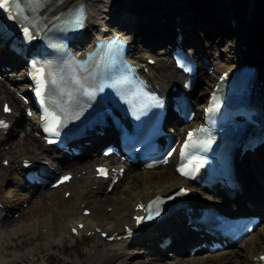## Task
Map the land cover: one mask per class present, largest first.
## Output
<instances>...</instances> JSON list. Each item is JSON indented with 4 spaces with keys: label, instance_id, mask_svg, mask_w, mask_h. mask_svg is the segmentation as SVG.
Here are the masks:
<instances>
[{
    "label": "bare ground",
    "instance_id": "1",
    "mask_svg": "<svg viewBox=\"0 0 264 264\" xmlns=\"http://www.w3.org/2000/svg\"><path fill=\"white\" fill-rule=\"evenodd\" d=\"M77 1L79 0H59V2L58 0H52L49 5L50 10L48 11V15H52L58 10H64ZM82 1L87 4L89 9L88 34L83 36L82 40L88 38L89 32L92 30L103 31L104 29H109L110 22L121 24L123 29L128 30V37L131 39L130 46L132 49L129 52V56L137 62H144L147 57L155 59L157 67L150 66V81L153 84H157L161 92H166L172 81L180 79L181 74L174 68L169 57V52H166L164 45L156 47V44H160L164 40L159 41V39H155L157 43L155 42L154 44L148 40L147 25L152 21V17L149 14L144 17L141 15V12H137L139 10H135V12L130 10L125 4L128 0ZM201 1L162 0L161 4H159L160 6L156 7L154 11V14L162 17L172 12L176 4H184L182 11L175 14L180 17V21L174 20L175 25L182 30L186 43L197 48V51L200 52V58H205L214 65L212 73H208L202 68L199 74L196 84L197 88L199 85V89L194 88L193 90V103L195 106L211 90L218 74L227 69L235 68L241 58H249L259 67L257 81H263L264 84V0H244L246 2L244 13L247 28L241 29L238 43L227 44L226 41H223L226 42L224 55L218 54L217 56L215 54L216 56H213V58H211L210 53L212 46L218 38H214L210 34L208 36L209 27L213 28V26H210L213 24V21L209 20L212 18L210 12L213 10L215 12L221 11L225 0ZM190 7H193V12L205 11L203 14L208 16L201 21L208 22L210 25L208 24V26L204 27L201 21H199L200 19L191 20V18L195 19L196 17L194 13L188 14V9L186 8ZM207 9L209 10L207 11ZM133 14H135L136 18L140 16L141 18L135 20ZM213 18L219 19V17L214 16ZM224 23L227 24V27L219 31L221 32V35L219 34L218 36L221 37L220 41H222V38L225 39L226 36L232 35V32L237 31L238 24L235 17L225 18ZM158 24L162 27L160 22ZM192 24L203 26L201 37L197 39L191 38L194 28ZM205 29L208 30V33ZM138 36H140L139 39ZM244 45H248L249 48L243 49ZM15 61L17 59H13V54L10 51L7 52L6 49L0 50V65H11L13 67L11 70H2L0 67L1 74L10 71L7 72L6 79L0 81V114H2V102L9 101L11 107L14 108V112L13 114L3 116L11 119L13 126L23 127L22 130H24V137H20L14 142L15 146L13 150L5 152L7 155L5 157L9 160L11 168L5 172L0 170V202L11 210L19 211L18 217L32 216V221L27 224H20L7 234L0 232V238L9 237L19 232H29L31 235L33 233V238L44 236L51 240L50 243L45 242V244L38 245L42 249L46 245L51 246L54 241L64 243L67 239L75 240V235L69 232L70 226L76 225L77 221H82L84 226L78 230L77 235L82 237L86 230L93 231V242L86 249V255L80 261V264H256V255L264 249V242L262 240L264 223L259 224L252 234L247 236L241 243L234 244L231 248L212 252L205 251L201 254L196 252L193 255H190L187 247L196 236L186 232L187 228L185 227L181 213L177 214V218L167 219L164 222L155 224L153 227L140 231L136 238L131 241L127 238H122L108 242L100 237V233L94 230L100 227L101 231H120L124 224L131 221V215L136 212L133 210L136 204L144 202L156 193L165 194L179 184H189V182L175 174L173 170V164L176 161L175 156L168 164L157 169L126 168L121 181L114 186L110 193H106V185L103 180L94 177V171L91 170V167L100 161L111 160L112 162L114 157L103 158L95 155L94 151L97 145L105 139L102 137L101 139L96 138L97 143L85 146L81 157L56 162V171L65 170L73 172L74 178L68 184L37 193L35 191L30 193L23 192L22 196L18 194L20 187L13 188L11 192H4V185L12 179L10 177L11 173L15 178H19L18 168H20L19 162L22 158L29 156L35 160L47 162L50 161L47 155L51 151V148L44 145L41 138L34 136L37 129L33 118L27 117L23 112L20 118H16L14 115V113L19 112L20 107H23L22 101L15 97L14 92L7 89L14 82L18 86L21 85L22 76L12 77L9 80V77L13 76L14 72H16L13 66L16 64L14 63ZM201 65L202 62H200ZM263 84L260 86L263 87ZM24 122L26 123L24 124ZM194 124L195 122L191 121L186 127L193 126ZM12 130L14 128L11 129L5 141L10 139L14 134ZM260 156L264 157V147L255 150L249 156H242L241 159L236 161L241 181V190L236 193L234 201L241 203L250 211H258L264 216V167H262L264 164H256V168H261L259 177L256 175L254 168L250 166V160L256 161ZM5 157L1 158V160ZM82 171L83 174L77 179L76 174ZM123 180L126 182L121 185ZM125 184L128 186L125 187ZM65 190L70 191V195L67 198L63 195ZM15 195H17V199L13 203L12 196ZM218 199L221 201H214L204 193L198 198H190L191 201H203L209 203L211 206H218L224 211H233L227 205L228 202L233 201L223 196H220ZM246 201L251 203L252 207H247ZM22 202H27V206L20 208ZM107 207L111 208L108 214ZM83 208L90 209V214L87 216L82 215L81 211ZM9 221H12V219ZM43 228H45L44 233L42 232ZM162 234H169L172 237V243L169 248L173 249V252L167 253V249L162 250L158 248L157 243ZM128 241H136L141 244L142 248L139 250L129 248ZM2 250H4V247L0 245V264H7L8 258L2 256ZM186 251L188 255L184 256ZM26 253L31 254L32 252ZM143 254H146V259L142 258ZM14 256L18 258V255ZM162 258H166L165 261H162Z\"/></svg>",
    "mask_w": 264,
    "mask_h": 264
},
{
    "label": "rangeland",
    "instance_id": "2",
    "mask_svg": "<svg viewBox=\"0 0 264 264\" xmlns=\"http://www.w3.org/2000/svg\"><path fill=\"white\" fill-rule=\"evenodd\" d=\"M174 1H176V0H174ZM206 1L207 0H202L201 2H206ZM161 2H162V0H128L125 3L129 8H131L132 11L135 12V10H139L137 12H141L142 16L146 17L149 14L152 17V21L149 22V25H147V28H148V40H149V42H153V44L155 42L157 43V41L155 39L160 40L161 38L162 39L167 38L164 35V29L167 31V35H173L174 27H175V25H173V24H175L174 19L176 18L175 14L179 13V11L181 12L183 7H184V4H182V3L176 4L173 7L172 12L168 13V15L166 14L164 17H161V16L159 17L158 14H154V11L156 10V7L160 6L159 4H161ZM245 6H246V2L244 0H225L221 11L215 12L213 10L210 12L212 14V18H210L209 20L213 21L212 25H210L208 22H205V21L202 22L201 21V20H203V18L208 16L206 14L205 15L203 14L205 11L204 12H193V9H192L193 7L186 8V9H188L187 10L188 14L194 13V15L196 17L195 19L191 18V20H199L200 19L199 21H201V24L204 25V27L208 26V24L210 26H213V28L209 27V33H208V30L205 29V31H207V33H208V36L210 34V35H212V37L218 38V40L216 39V43H214V45L212 46L211 53H210L211 58H213V56L215 57L216 55L218 56V54L224 55V51L226 49V42H227V44L238 43L237 41L240 39L241 29L247 28V21H246L245 13H244L245 12ZM209 9H211V8H209ZM209 9H207V11ZM213 16L219 17V19H214ZM177 17H179V16H177ZM227 17H235L237 24H238L237 31L232 32V35L226 36L225 39L222 38V41H220L219 39L221 37H218V36L221 32H219V31L221 29H226L225 27H227V24H225L224 22H225V18H227ZM139 18H141V16L138 17V19ZM162 19H163V21H162ZM156 22H158V23L160 22L162 25V28ZM193 26H194L193 35L191 36V38L197 39L198 37L202 36L203 26H196V25H193ZM211 29H213V30H211ZM223 41H226V42H223ZM159 45H156V47H158ZM7 89L10 90V86ZM197 89H199V85H198ZM10 91H12V90H10ZM19 113H21V111H19ZM25 123L26 122H24V124ZM16 128H17V130H14V132H13L14 136L12 135V137L6 141L5 145L0 144V170L2 172L10 170L11 165L9 164L8 166H3L1 158L5 157V156L7 157L5 152L13 150V147L15 146L14 142L16 140H18L20 137H22V138L24 137V130H22L23 127L18 126ZM250 162H251L250 166H252L254 168V170L256 171V175L259 177L261 168L260 169L256 168L257 167L256 164H264V157L262 158V156H260L258 158V160H256V161L250 160ZM262 167H264V165ZM10 177H12V179L10 181L6 182V184L4 185V192H11L13 188H18V186H16V185L20 183L19 179L15 178L12 173L10 174ZM76 178L79 179L78 176ZM15 181H17L16 182L17 184L14 183ZM124 182H126V181L123 180L121 185H123ZM127 186L128 185L125 184V187H127ZM27 191H28V189H25L22 187V188H20V191L18 192V194H19V196H22L23 195L22 193L27 192ZM15 199H17V195L12 196V202L13 203H15ZM22 205H23L22 207H25L24 206L25 203L24 204L22 203ZM110 211H111V209L108 207L107 208V214ZM31 218H32V216H30V215H28L26 217H18L17 216L15 218H13V217L12 218H0V232L7 234V233L11 232L14 228L18 227L20 224L29 223L30 221H32ZM10 219H12V221H9ZM30 235L31 234L29 232H25V233L19 232V233H15L14 235H10L9 237L0 238V245H2V247H4V250H2V256L4 258H8V260H9L7 262V264H80V261L82 259H84V256L86 255V249L93 242V237H91V236L90 237H86V236L79 237V236H77V237H75V240L67 239V240H65L64 243H58V242L54 241L51 246L46 245L42 249H40L38 245L43 244V243L45 244V242L50 243L51 240L47 239L44 236H38L37 238H33V236H32L33 233L31 236ZM1 241H4V242H1ZM128 247L129 248H135L134 250H139L140 248H142L141 244L138 242H133V243L129 244ZM33 249H38V250L34 251ZM29 251L32 253L27 254L26 252H29ZM168 252H173V249L167 250V253ZM76 254H77V257H76ZM14 255H18V258H15ZM145 255L146 254L142 255L143 259H146ZM184 256H187V252L184 253ZM162 257H165V256H162ZM166 258H162L163 259L162 261H165ZM10 260L12 262H10Z\"/></svg>",
    "mask_w": 264,
    "mask_h": 264
},
{
    "label": "snow or ice",
    "instance_id": "3",
    "mask_svg": "<svg viewBox=\"0 0 264 264\" xmlns=\"http://www.w3.org/2000/svg\"><path fill=\"white\" fill-rule=\"evenodd\" d=\"M47 0H0V9H2L6 14L7 18L10 20H18L21 22V31L25 37V39H32L33 34L31 28L34 25L31 24L29 17L24 15L25 7H30L32 11H36L38 8H41L45 5ZM59 2V0H58ZM34 6V7H32ZM87 8L84 3H78L72 8H69L66 12L59 14L53 19L58 20L60 25H62L66 30H78L84 27L85 22L87 20ZM31 25V27H30ZM123 41H121L118 37L113 38L110 41L102 42L98 45V48L101 49V53H96L97 59L95 60V65L97 68L101 67L105 61H109L113 58L116 53L119 51L120 47H122ZM93 54H90V56ZM85 63L77 62V66L79 68V72L75 75L74 79L75 82L79 83L81 79V74L86 71ZM33 75L36 81L35 93L38 98H40V103L43 105L45 103V99L43 98L45 95V88H46V74L44 67H36V64H33ZM223 79V77H221ZM139 87H143V84L139 85ZM152 100H156L155 96L151 97ZM215 100V97L213 98ZM219 107V104L213 103L212 106L206 111L212 112L216 108ZM4 112H10V107L5 104L3 106ZM45 112H48L47 108H45ZM41 119L44 121L43 131L49 135L45 136V140L48 144L56 143V140L52 137L59 136V128L62 126V119L60 115L54 113H48L47 116H42ZM0 127H7V123L4 120H0ZM203 129L192 130L188 132V135L184 141V144L181 147L180 155L182 160L187 156V152L191 148L197 147L201 141L197 138H194L196 133L202 132ZM108 153L106 152L105 155ZM169 156L172 155V152L168 153ZM194 157H189L187 162L182 163L178 168L177 171L184 176H192L194 175V168H198L199 164H193ZM163 162H167L166 160ZM4 163L7 165L9 161L5 160ZM28 161H25L27 165ZM151 167V165H149ZM115 171V170H113ZM123 170H121L122 172ZM96 174L97 176L107 177L109 175V170L104 167L103 165H99L96 167ZM71 174H66L60 176L53 187H56L62 183H65L71 179ZM187 190L184 188L180 189V193H184ZM67 195V193H66ZM171 199V197H169ZM163 203L160 197H156L154 200L149 201L147 205L144 204H137V209L143 210L146 215L145 216H137L134 219L139 224L144 220L153 219L156 215H159V208L158 205ZM82 227V225H81ZM99 231V229H97ZM75 231V229H73ZM103 234V233H102ZM256 259L264 262V255L257 257Z\"/></svg>",
    "mask_w": 264,
    "mask_h": 264
},
{
    "label": "trees",
    "instance_id": "4",
    "mask_svg": "<svg viewBox=\"0 0 264 264\" xmlns=\"http://www.w3.org/2000/svg\"><path fill=\"white\" fill-rule=\"evenodd\" d=\"M231 10V9H230Z\"/></svg>",
    "mask_w": 264,
    "mask_h": 264
}]
</instances>
